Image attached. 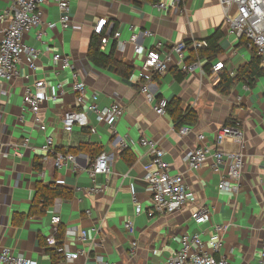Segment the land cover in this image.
<instances>
[{"label":"crops","instance_id":"crops-1","mask_svg":"<svg viewBox=\"0 0 264 264\" xmlns=\"http://www.w3.org/2000/svg\"><path fill=\"white\" fill-rule=\"evenodd\" d=\"M158 1L71 0L72 20L67 27L60 21L58 0H47L42 6L43 22L24 37L26 44L40 50L37 69L31 71L30 56L24 53L19 76L12 81L3 80L0 88V142L6 144V151L0 156V249L10 247L34 264H164L180 247L185 233H199L207 239L215 225L222 224L226 226L223 251L231 264H263L264 74L251 83L238 80L229 93H224L221 76L238 75L254 52L245 39L227 31L220 1L161 0L168 6L165 10L156 7ZM9 6V0H0V16ZM101 17L109 21L106 30L110 37L103 50L110 51L116 45V56L132 67L130 78L120 76L113 66L98 68L88 58L93 27ZM8 24L9 17L0 18V43ZM116 31L121 32L120 39L126 43L123 50L118 48ZM217 31L221 35V52L208 69V59L199 55L202 50H191L189 61L196 60L198 54L203 58V69L186 73L174 68L149 82L156 97L169 101L177 97L182 107L198 112L194 131L182 136L172 115H158L153 103L141 93L146 82L141 75L145 50L158 44L167 48L183 40L208 39ZM133 33L138 35L140 53L130 41ZM57 53L69 55L74 70L63 68L62 62L54 59ZM217 61L225 62L220 72L213 71ZM73 72L86 83L87 102L95 93L99 107L114 101L122 103L124 113L112 125L129 143L127 148L115 147L111 123L98 122L88 109L90 124L76 126L72 133L64 130V112L77 108L71 86ZM178 75L184 77L179 79ZM38 80L46 83L40 92L44 103L34 116L25 111L23 98L26 86ZM59 83L65 92L55 101L52 95ZM230 120L240 123L243 134V144L232 138L222 143L225 150L244 154L242 181L234 191L219 188L227 165L221 164L216 170L209 158L197 171H192L184 159L189 149L200 144L198 133L205 135L201 143L214 145L218 130ZM40 122L47 125L46 131L40 129ZM91 126L97 130L92 132ZM47 135L53 137L58 150L76 149V161L56 167L54 155L42 148ZM142 136L160 143L172 174L186 176L188 200L175 213L148 215L153 190L147 174L155 166L147 148L140 143ZM100 149L111 153L112 170L92 178L88 167ZM38 183L72 190L73 198L57 199L45 212L32 214ZM93 186L103 191L91 192ZM134 197L144 207L140 214L135 212ZM199 209L209 210L208 220L201 224L192 217ZM56 216L60 218L58 224L52 222ZM127 220L133 222L135 233L125 230ZM59 226L65 229L61 240L65 249L81 252L77 259L66 260L47 246L46 238L56 237ZM83 231L87 233L85 238ZM134 239L139 243L136 249L132 247Z\"/></svg>","mask_w":264,"mask_h":264},{"label":"built area","instance_id":"built-area-1","mask_svg":"<svg viewBox=\"0 0 264 264\" xmlns=\"http://www.w3.org/2000/svg\"><path fill=\"white\" fill-rule=\"evenodd\" d=\"M47 0H9L10 6L0 18L9 17V24L5 29L4 37L0 43V88L3 80L12 81L19 76V65L24 53L30 56L29 67L31 71L37 69V61L40 56V50L24 42L25 34L33 27L43 22L42 6ZM223 9V25L229 33H234L245 39L247 45L256 50L260 57V66L264 70V0H219ZM61 10V23L63 27L71 23L69 14L71 0H58ZM174 4V3H173ZM160 9H167L168 6L163 1L155 3ZM109 21L106 17H101L95 23L94 33L102 35L103 47L108 44L110 37L106 30ZM149 33V32H148ZM41 36V35H40ZM118 41V48L125 49V41L120 39L121 32L114 33ZM138 35L133 33L130 41L133 42L137 53L142 52V47L137 43ZM210 45L207 39L183 40L164 48L161 44L155 48L146 49V59L141 67V75L146 80L141 86L143 93L150 103H153L154 110L158 115H164L168 112V99L165 97H156L150 89L151 82L157 75L166 73L174 68H179L186 73L194 72L197 68L203 69V58L197 54V59L189 61L190 51L199 52L208 48ZM56 61L62 62L63 68L70 67L74 70L75 66L71 62L70 56L57 53L54 56ZM225 68L224 61L213 63V71L220 72ZM30 75H26L29 77ZM44 80H38L34 84L26 86L23 107L25 111H30L34 116L38 115L44 103V97L40 93L45 87ZM72 89L76 94L77 108L68 109L63 114L64 130L72 133L76 126H85L90 124V117L87 109L94 114L96 120L100 123L110 122L111 133L113 134V145L122 149L127 148L129 143L118 135L116 127L112 121L124 113V107L120 101H114L108 106L99 107L98 96L94 93L91 101L85 99L86 83L78 78V73L73 72ZM65 89L61 83L57 85V90L52 95L53 100H58ZM38 120V119H37ZM40 129L46 131L47 125L40 122ZM97 128L91 126V131L95 132ZM180 135H188L194 131L193 125L185 124L178 128ZM200 144L189 149L184 156L188 168L197 171L209 158L213 159L214 169H218L221 164L228 166V171L219 183L221 190L237 189L242 181L244 154L241 151H227L222 147V143L232 138L243 144V134L240 123L233 125H223L217 133L216 144L208 145L201 143L205 139L204 133L197 134ZM28 143V139L25 140ZM140 143L148 150L152 158L155 169L147 174V181L150 183L153 192V205L148 209V215L155 217L157 215H169L181 210L187 203L189 194V185L184 173L172 174L171 165L165 158V150L160 143L150 137L142 136ZM44 150L52 153L55 157V166L75 162L76 156L73 153L63 152L54 147L53 137L46 136V143L42 147ZM6 151V144L0 142V156ZM111 153L102 150L96 159L90 163L88 172L92 178L101 173H110ZM75 169V165L72 167ZM91 192L98 193L103 189L96 187L90 188ZM137 199L134 197V201ZM144 211L141 203L136 201L135 212L140 214ZM209 210L199 209L192 213L193 219L201 224L208 220ZM53 223H60L59 217H53ZM125 230L130 234L135 233V226L131 220L125 222ZM226 226L222 224L215 225L209 238L203 239L199 233H185L181 239V245L176 249L164 264H231L227 255L224 253V232ZM86 231H83V237H86ZM47 246L52 247L57 253L61 254L66 260H74L79 257L80 251L69 252L64 245H60L58 239L54 236L46 238ZM137 239L132 241L133 249L138 247ZM262 262L264 264V239L262 242ZM0 264H34L32 260L21 252H15L10 247L0 249ZM117 264V263H111Z\"/></svg>","mask_w":264,"mask_h":264},{"label":"trees","instance_id":"trees-1","mask_svg":"<svg viewBox=\"0 0 264 264\" xmlns=\"http://www.w3.org/2000/svg\"><path fill=\"white\" fill-rule=\"evenodd\" d=\"M221 35L219 31H217L211 38H208L210 45L208 48L202 50L200 53L201 56H204L208 59V64L206 68H209V64L211 63L212 59L216 57L221 52V46L219 44V40ZM116 45L112 46L110 51L103 50L102 44V35L93 33L90 41L89 51H88V58L98 68H108L113 66L116 72L124 77L130 78L132 75V67L128 65L125 61L118 58L115 54ZM253 55L250 62L244 65L240 70L238 75L231 76L230 74H224L221 76V83L220 87L224 93H229L232 86L235 84L236 81L244 79L247 83H251L253 78L256 76H260L264 74L263 68L260 66V57L257 55L256 50L253 49ZM179 79H182L184 75H178ZM168 112L172 115L176 128H180L181 126L188 124V125H195L198 121V112L191 108V107H182L181 100L177 97L173 98L171 101H168ZM234 124L231 120L228 122L227 125ZM60 151L68 152V153H76L77 150L73 149V147L69 149L61 148ZM97 155L101 153L100 150H96ZM93 161H91L92 163ZM73 198V191L66 189L60 185H46L43 183H38L37 192L32 204L31 213L38 214L43 213L46 209L52 206L57 199H72ZM65 235V229L63 226H59L56 238L59 241V244H62V239ZM56 250L54 249V252Z\"/></svg>","mask_w":264,"mask_h":264}]
</instances>
